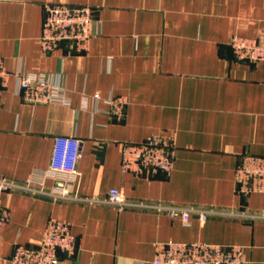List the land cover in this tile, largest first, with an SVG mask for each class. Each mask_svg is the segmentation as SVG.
I'll list each match as a JSON object with an SVG mask.
<instances>
[{
	"label": "crops",
	"instance_id": "1",
	"mask_svg": "<svg viewBox=\"0 0 264 264\" xmlns=\"http://www.w3.org/2000/svg\"><path fill=\"white\" fill-rule=\"evenodd\" d=\"M91 5L99 23L84 53L66 44L43 51L44 5ZM234 35L264 42V0H0V175L26 179L50 165L57 135L82 140L73 192L105 197L264 212V193L240 196L235 173L244 154L264 156V59L238 60ZM48 75L68 104L29 103L16 74ZM100 99H95V93ZM125 96L121 119L111 97ZM177 134L174 165L150 179L122 169V143ZM53 184L52 180L48 185ZM10 219L0 235V264L16 242L38 245L51 218L77 239L60 264H153L161 241H206L245 247L264 264V219L211 216L188 222L146 207L52 200L5 192Z\"/></svg>",
	"mask_w": 264,
	"mask_h": 264
},
{
	"label": "built area",
	"instance_id": "2",
	"mask_svg": "<svg viewBox=\"0 0 264 264\" xmlns=\"http://www.w3.org/2000/svg\"><path fill=\"white\" fill-rule=\"evenodd\" d=\"M44 21L41 47L51 52L62 44L69 46L68 53H84L89 49L96 33L99 19L91 5H73L65 2H48L44 5ZM231 47L238 60L257 62L264 59V42L256 38L234 35ZM9 73L0 57V83L5 86ZM23 99L29 103L68 104L66 88L55 83L48 75L16 74ZM95 99H100L97 92ZM110 113L117 119L124 117L128 100L125 96L111 97ZM177 134H154L140 142L122 143V169L124 172L150 179L159 171L170 172L174 165ZM82 140L75 135H57L50 165L36 169L24 180L10 179L0 175V235L10 214L3 204L5 192H22L52 200H81L90 203H109L124 208L146 207L166 212L171 217H182L185 222L197 215L201 221L211 216L264 219L263 213H246L239 210L184 206L128 200L118 188H111L107 196H82L73 192L80 171ZM52 180L53 184L48 185ZM236 191L240 196L252 192L264 193V156L244 154L235 173ZM77 239L70 223L56 218L49 219L38 245L16 242L9 258L10 264H60L61 255L72 256ZM246 262L245 247L238 244L223 245L206 241H161L156 244L153 264H243Z\"/></svg>",
	"mask_w": 264,
	"mask_h": 264
},
{
	"label": "rangeland",
	"instance_id": "3",
	"mask_svg": "<svg viewBox=\"0 0 264 264\" xmlns=\"http://www.w3.org/2000/svg\"><path fill=\"white\" fill-rule=\"evenodd\" d=\"M208 208V207H207ZM242 212H246V213H263V212H254V211H243Z\"/></svg>",
	"mask_w": 264,
	"mask_h": 264
}]
</instances>
